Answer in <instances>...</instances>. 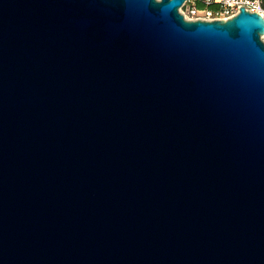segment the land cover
<instances>
[{
    "label": "water",
    "instance_id": "95a60500",
    "mask_svg": "<svg viewBox=\"0 0 264 264\" xmlns=\"http://www.w3.org/2000/svg\"><path fill=\"white\" fill-rule=\"evenodd\" d=\"M184 0H0V264H264V17Z\"/></svg>",
    "mask_w": 264,
    "mask_h": 264
},
{
    "label": "built area",
    "instance_id": "2783aa9c",
    "mask_svg": "<svg viewBox=\"0 0 264 264\" xmlns=\"http://www.w3.org/2000/svg\"><path fill=\"white\" fill-rule=\"evenodd\" d=\"M241 6L264 17L263 0H184L179 10L191 20H227L237 14Z\"/></svg>",
    "mask_w": 264,
    "mask_h": 264
},
{
    "label": "rangeland",
    "instance_id": "374dc122",
    "mask_svg": "<svg viewBox=\"0 0 264 264\" xmlns=\"http://www.w3.org/2000/svg\"><path fill=\"white\" fill-rule=\"evenodd\" d=\"M183 11L185 12V9ZM180 13H182V12L180 11ZM261 38L264 41V34H263V36H261Z\"/></svg>",
    "mask_w": 264,
    "mask_h": 264
},
{
    "label": "trees",
    "instance_id": "16d2710c",
    "mask_svg": "<svg viewBox=\"0 0 264 264\" xmlns=\"http://www.w3.org/2000/svg\"><path fill=\"white\" fill-rule=\"evenodd\" d=\"M263 4H264V0H263Z\"/></svg>",
    "mask_w": 264,
    "mask_h": 264
}]
</instances>
